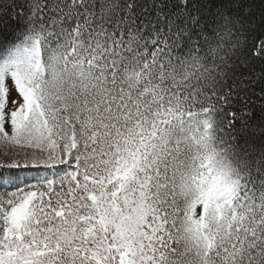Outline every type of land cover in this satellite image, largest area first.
Wrapping results in <instances>:
<instances>
[{"label": "snow or ice", "instance_id": "6c2138e0", "mask_svg": "<svg viewBox=\"0 0 264 264\" xmlns=\"http://www.w3.org/2000/svg\"><path fill=\"white\" fill-rule=\"evenodd\" d=\"M0 264H264V0H0Z\"/></svg>", "mask_w": 264, "mask_h": 264}, {"label": "trees", "instance_id": "16d2710c", "mask_svg": "<svg viewBox=\"0 0 264 264\" xmlns=\"http://www.w3.org/2000/svg\"><path fill=\"white\" fill-rule=\"evenodd\" d=\"M257 4H258V0H257Z\"/></svg>", "mask_w": 264, "mask_h": 264}]
</instances>
